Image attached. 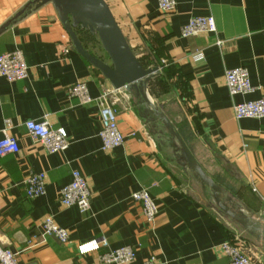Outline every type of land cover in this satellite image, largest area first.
Instances as JSON below:
<instances>
[{
    "label": "crops",
    "instance_id": "0c3cea01",
    "mask_svg": "<svg viewBox=\"0 0 264 264\" xmlns=\"http://www.w3.org/2000/svg\"><path fill=\"white\" fill-rule=\"evenodd\" d=\"M31 1L0 0V29L10 23L0 34V56L21 51L28 67L22 82L0 76V140L11 121L8 134L19 146L17 154L0 157V236L18 264H101L100 255L121 247L136 250L132 264L151 257L159 264H227L221 247L229 241H239L253 262L264 264V119L238 120L234 114L236 105L264 98V0H176L171 14L161 13L157 0H104L141 65L159 69L147 89L151 107L221 187L222 201L246 217V226L214 212L212 190L199 178L197 184L189 175L181 183L178 173L195 172L177 138L134 94L114 91L102 75L100 82L95 68L72 48L61 56L70 37L53 3L30 6L14 20ZM198 17H213L217 32L182 38V28ZM92 54L106 61L104 50ZM239 67L249 73L251 95L229 94L225 72ZM78 82L87 84L93 99L110 92L125 137L114 151L102 150L97 105L82 106L69 97ZM161 90L169 97L160 98ZM44 119L67 132L64 152L49 154L28 134L25 123ZM74 171L92 190L86 215L60 202ZM41 173L46 193L28 199L24 182ZM142 189L158 208L152 225L133 200ZM45 219L67 229L68 244L43 237ZM102 238L109 249L78 253L77 246Z\"/></svg>",
    "mask_w": 264,
    "mask_h": 264
},
{
    "label": "built area",
    "instance_id": "2783aa9c",
    "mask_svg": "<svg viewBox=\"0 0 264 264\" xmlns=\"http://www.w3.org/2000/svg\"><path fill=\"white\" fill-rule=\"evenodd\" d=\"M161 13L171 14L176 10V0H157ZM217 32L216 23L213 17L192 18L182 28L181 36L184 39L198 35H211ZM61 49V56L66 57L71 53V42L66 41ZM219 47L224 42L218 41ZM0 76L9 83L25 81L28 78V67L23 53L14 51L0 56ZM225 83L231 96L251 95L255 88L251 84L247 69L239 67L229 69L225 72ZM70 98L76 99L82 106L96 104L99 108L101 130L99 138L102 142V150L112 152L125 142V137L119 128L118 111L111 103L110 92H103L98 99H93L85 82H78L68 90ZM235 118L241 119H264V98L246 101L234 107ZM11 121H6L3 138L0 140V157L17 154L19 146L17 140L8 134ZM26 130L30 137L40 143L49 154L64 152L69 147V137L65 129L54 128L51 123L44 119L42 121H28L25 123ZM28 199H35L44 196L46 193V177L43 173L31 174L24 182ZM92 190L88 181L78 171L71 175V182L62 189L60 202L64 207H77L81 214L90 212ZM133 200L141 206L142 213L148 225L155 223L158 215V208L147 189H142L133 195ZM44 238H54L61 244H68L69 232L67 229L58 226L52 219H45L42 222ZM109 249L106 239H95L88 243L77 246L80 255H87L98 252L100 249ZM221 250L227 258V264H256L235 243L226 242ZM137 252L132 247H121L116 250L109 249L100 255L101 264H132L136 261ZM0 264H18L16 254L5 248L0 236ZM144 264H159L154 257H151Z\"/></svg>",
    "mask_w": 264,
    "mask_h": 264
},
{
    "label": "water",
    "instance_id": "95a60500",
    "mask_svg": "<svg viewBox=\"0 0 264 264\" xmlns=\"http://www.w3.org/2000/svg\"><path fill=\"white\" fill-rule=\"evenodd\" d=\"M53 3L59 11L60 21L70 37L72 50L98 70L114 91L126 90L135 95L141 104L145 105V112L155 115L163 121L165 127L177 138L182 156L189 169L193 170L200 179L202 186L211 189L217 208L229 219L246 226V217L230 209L227 202L222 201V189L213 182L196 161L191 149L175 132L174 127L166 117L155 111L148 99V85L159 73L158 68L145 69L131 50L127 39L118 26L112 11L104 0H33L15 19L21 18L30 6ZM7 23L1 32L5 31ZM81 28L91 35H97L101 46L110 60V64L103 62L90 54L82 45L75 30ZM151 122H155L154 119Z\"/></svg>",
    "mask_w": 264,
    "mask_h": 264
},
{
    "label": "rangeland",
    "instance_id": "374dc122",
    "mask_svg": "<svg viewBox=\"0 0 264 264\" xmlns=\"http://www.w3.org/2000/svg\"><path fill=\"white\" fill-rule=\"evenodd\" d=\"M78 29H81V28H78ZM79 34L81 36V39L82 41L84 42V46L85 48L89 51V52H92L94 54H97V53H101V51H103V48L101 46V43L97 37V35H93L91 36L89 32L83 30V31H79ZM105 60L104 61L105 63L107 64H110V60L108 59V56L106 55L105 53ZM146 64V62H145ZM161 97L162 99H165V98H168L169 95L167 93H165L164 90H161ZM158 110V109H157ZM181 157V156H179ZM185 167V166H184ZM185 169V168H184ZM179 175V180H181V183L182 181H187V177H189V175H192L195 179V182L198 184L200 183L199 182V179L197 177V175L189 170H182V172L178 173ZM210 206L212 207V209L214 210L215 213H217V215H219L222 219L226 220V221H232L230 220L229 218H227L216 206L214 200L210 199ZM236 237V236H235ZM236 239V238H235ZM239 239V238H237ZM240 240V239H239ZM238 245H239V241L236 242ZM241 243V242H240Z\"/></svg>",
    "mask_w": 264,
    "mask_h": 264
},
{
    "label": "trees",
    "instance_id": "16d2710c",
    "mask_svg": "<svg viewBox=\"0 0 264 264\" xmlns=\"http://www.w3.org/2000/svg\"><path fill=\"white\" fill-rule=\"evenodd\" d=\"M75 33H76V30H75ZM77 34V33H76ZM78 36V35H77ZM79 38V37H78ZM80 40V39H79ZM81 41V40H80ZM90 54H92L91 52H90ZM93 55V54H92ZM93 75L95 76V77H97L98 78V80L100 81V82H105V80L101 77V74H100V72L98 71V70H96V69H93Z\"/></svg>",
    "mask_w": 264,
    "mask_h": 264
},
{
    "label": "bare ground",
    "instance_id": "6f19581e",
    "mask_svg": "<svg viewBox=\"0 0 264 264\" xmlns=\"http://www.w3.org/2000/svg\"><path fill=\"white\" fill-rule=\"evenodd\" d=\"M150 102V101H149Z\"/></svg>",
    "mask_w": 264,
    "mask_h": 264
}]
</instances>
